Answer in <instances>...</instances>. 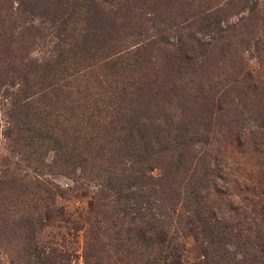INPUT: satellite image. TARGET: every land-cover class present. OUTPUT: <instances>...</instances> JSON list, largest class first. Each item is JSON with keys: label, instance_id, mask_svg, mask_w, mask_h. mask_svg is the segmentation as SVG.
Returning a JSON list of instances; mask_svg holds the SVG:
<instances>
[{"label": "rangeland", "instance_id": "374dc122", "mask_svg": "<svg viewBox=\"0 0 264 264\" xmlns=\"http://www.w3.org/2000/svg\"><path fill=\"white\" fill-rule=\"evenodd\" d=\"M0 264H264V0H0Z\"/></svg>", "mask_w": 264, "mask_h": 264}, {"label": "trees", "instance_id": "16d2710c", "mask_svg": "<svg viewBox=\"0 0 264 264\" xmlns=\"http://www.w3.org/2000/svg\"><path fill=\"white\" fill-rule=\"evenodd\" d=\"M62 255H61V257H62V259H64L65 257H68V253L66 254V253H61Z\"/></svg>", "mask_w": 264, "mask_h": 264}]
</instances>
